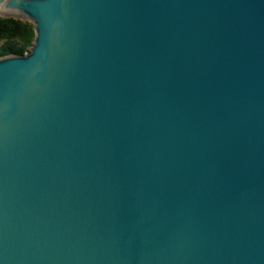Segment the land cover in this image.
I'll use <instances>...</instances> for the list:
<instances>
[{"label": "water", "instance_id": "water-1", "mask_svg": "<svg viewBox=\"0 0 264 264\" xmlns=\"http://www.w3.org/2000/svg\"><path fill=\"white\" fill-rule=\"evenodd\" d=\"M0 16V264H264V0Z\"/></svg>", "mask_w": 264, "mask_h": 264}, {"label": "trees", "instance_id": "trees-1", "mask_svg": "<svg viewBox=\"0 0 264 264\" xmlns=\"http://www.w3.org/2000/svg\"><path fill=\"white\" fill-rule=\"evenodd\" d=\"M34 38L32 23L0 16V57L25 54L33 45Z\"/></svg>", "mask_w": 264, "mask_h": 264}]
</instances>
